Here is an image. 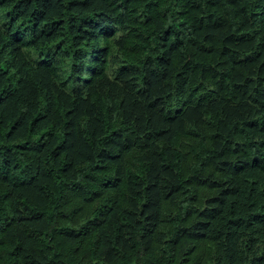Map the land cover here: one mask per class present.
Returning <instances> with one entry per match:
<instances>
[{"label":"trees","instance_id":"obj_1","mask_svg":"<svg viewBox=\"0 0 264 264\" xmlns=\"http://www.w3.org/2000/svg\"><path fill=\"white\" fill-rule=\"evenodd\" d=\"M0 7V264H264V0Z\"/></svg>","mask_w":264,"mask_h":264},{"label":"rangeland","instance_id":"obj_2","mask_svg":"<svg viewBox=\"0 0 264 264\" xmlns=\"http://www.w3.org/2000/svg\"><path fill=\"white\" fill-rule=\"evenodd\" d=\"M4 12H5V8L3 7H0V20H3L4 19Z\"/></svg>","mask_w":264,"mask_h":264}]
</instances>
